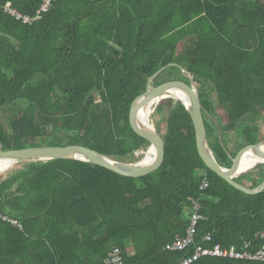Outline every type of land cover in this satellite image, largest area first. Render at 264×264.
Here are the masks:
<instances>
[{
	"label": "trees",
	"instance_id": "obj_1",
	"mask_svg": "<svg viewBox=\"0 0 264 264\" xmlns=\"http://www.w3.org/2000/svg\"><path fill=\"white\" fill-rule=\"evenodd\" d=\"M77 1L55 0L41 19L24 24L5 4L34 18L44 0H0L4 150L12 148L10 137L18 150L55 138L46 146L77 144L141 161L150 144L132 129L131 106L170 64L176 65L155 85L186 80L185 68L198 85L212 88L213 99L202 104L221 166L230 168L242 148L263 140L264 0H83L79 7ZM165 104L166 158L149 176L56 159L28 162L0 178V211L23 224L0 220V264H109L115 247L126 264H179L198 245L263 248L264 191L244 193L211 171L190 113L174 99ZM205 175L210 185L202 190ZM263 179L259 166L236 181L256 188ZM192 199L205 217L195 244L167 251L186 233ZM193 264L264 262L203 257Z\"/></svg>",
	"mask_w": 264,
	"mask_h": 264
},
{
	"label": "water",
	"instance_id": "obj_2",
	"mask_svg": "<svg viewBox=\"0 0 264 264\" xmlns=\"http://www.w3.org/2000/svg\"><path fill=\"white\" fill-rule=\"evenodd\" d=\"M176 64H170L157 71L150 77L146 91L138 96L132 103L130 110V124L134 132L149 142L150 151L154 152V161L145 164L144 160L137 163H128L112 156L95 151L89 147L77 144H62L57 146H36L24 149H16V144L12 137V148L4 150L0 143V164L4 161H10V165L0 171V178L5 177L14 171L19 165L31 161H50L56 159H73L89 162L107 168L121 176L129 178H141L149 176L160 170L165 162L166 148L163 136L160 135L155 128L151 126L150 114L148 110L153 112L154 107L158 106L162 100L174 99L182 103L190 113L196 133V142L199 155L205 165L217 175L228 181L235 188L250 195H258L264 191V179L256 188H249L236 181L240 175L250 172L251 170H240L242 161L247 155H252L260 159L258 164H264V140L257 143L247 145L242 148L233 160L230 168L220 165L214 155L209 144L207 129L204 117V107L201 99V90L196 83L195 76L185 68L182 70L186 73V80H170L155 85L156 79L169 67ZM175 92L183 94V98L173 96ZM148 112L147 120L142 119V113ZM0 125L4 126L5 131L8 128L3 121ZM146 153V154H147ZM145 158V157H144ZM143 158V159H144Z\"/></svg>",
	"mask_w": 264,
	"mask_h": 264
},
{
	"label": "built area",
	"instance_id": "obj_3",
	"mask_svg": "<svg viewBox=\"0 0 264 264\" xmlns=\"http://www.w3.org/2000/svg\"><path fill=\"white\" fill-rule=\"evenodd\" d=\"M55 0H44L40 9L37 12L36 17L32 18L28 15L22 14L16 8L13 7L12 2H7L4 6V10L7 14L23 22L24 24H32L34 20L41 19L43 14L49 12L53 2ZM210 183L205 175L202 181L201 189L205 190L209 187ZM191 215L190 224L183 236H178L174 241L168 243L165 247L167 251L181 252L185 251L188 247L195 244L198 224L204 220L205 217L201 213V203L198 200L192 199L191 201ZM0 220L10 224L13 227L23 229L22 222L14 216L0 211ZM264 238V233L261 234ZM212 240L211 235L205 237L206 242ZM203 257H217V258H230V259H247L251 261L264 262V247L261 249H255L252 243L245 244L243 251H238L235 247L225 248L221 245H215L213 247H205L198 245L192 256L187 257L179 262V264H193ZM109 264H126L123 256V252L120 248L115 247L109 254Z\"/></svg>",
	"mask_w": 264,
	"mask_h": 264
},
{
	"label": "rangeland",
	"instance_id": "obj_4",
	"mask_svg": "<svg viewBox=\"0 0 264 264\" xmlns=\"http://www.w3.org/2000/svg\"><path fill=\"white\" fill-rule=\"evenodd\" d=\"M82 1L83 0H78L77 1L78 7L80 6ZM85 9H87V8H85ZM85 11L86 10H83V12H85ZM180 47L182 48L183 45H181ZM199 87H200V90H201L202 100L207 101L210 98L213 99V97H214L213 90H212V88L210 86L199 85ZM166 101L167 100L161 101L159 103V105L154 108L152 114L150 115V123H151L152 127L155 128L156 131L162 136H164L165 133H166L165 118H166L167 112L169 110V105L165 104ZM261 137L264 140V128H263V134H262ZM56 138H58V137H56ZM62 140H63L62 136L60 138L56 139L57 142H62ZM54 141H55V138H52V139L51 138L50 139H46V138L42 139V138H40V139L36 140V146H46L48 144H52ZM143 158H144V156H143ZM143 158L141 159V161L143 160ZM136 159H139L138 155H136V157L131 159V160L133 161V160H136ZM26 164L27 163H23V164L19 165L15 170L16 171L22 170L25 167ZM259 166H263V168H264V164H262V165L257 164L253 169H256Z\"/></svg>",
	"mask_w": 264,
	"mask_h": 264
},
{
	"label": "bare ground",
	"instance_id": "obj_5",
	"mask_svg": "<svg viewBox=\"0 0 264 264\" xmlns=\"http://www.w3.org/2000/svg\"><path fill=\"white\" fill-rule=\"evenodd\" d=\"M172 95L173 96H178L179 98H183V94L180 93V92H178V93L175 92ZM151 110H148L150 115L152 114ZM148 112L146 110L143 111L142 116H141L143 120H147ZM144 157H145L143 159L144 163L145 164H150V163H152L154 161V152L150 151ZM259 161H261V160L256 158V157H253L252 155H247V157L242 161V163L240 165V170L241 171L242 170H251L258 164ZM10 163H11L10 161H4L3 163H1L0 164V171L3 170L4 168L8 167L10 165Z\"/></svg>",
	"mask_w": 264,
	"mask_h": 264
}]
</instances>
